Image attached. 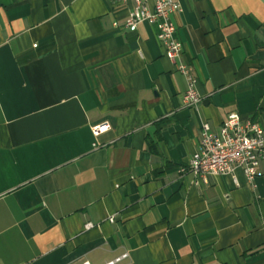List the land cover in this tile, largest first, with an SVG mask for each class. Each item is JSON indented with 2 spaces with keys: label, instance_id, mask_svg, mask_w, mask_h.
Instances as JSON below:
<instances>
[{
  "label": "crops",
  "instance_id": "1",
  "mask_svg": "<svg viewBox=\"0 0 264 264\" xmlns=\"http://www.w3.org/2000/svg\"><path fill=\"white\" fill-rule=\"evenodd\" d=\"M175 1L195 107L131 1L0 0V264H264V158L179 171L203 124L264 127V0Z\"/></svg>",
  "mask_w": 264,
  "mask_h": 264
},
{
  "label": "built area",
  "instance_id": "2",
  "mask_svg": "<svg viewBox=\"0 0 264 264\" xmlns=\"http://www.w3.org/2000/svg\"><path fill=\"white\" fill-rule=\"evenodd\" d=\"M131 1L130 9L124 26L130 32H135L138 25L147 23L154 25L156 39L164 49L165 57L172 62L176 71L184 77L187 83L183 95L185 107H195L200 99L194 89L193 68L182 60V45L175 39V28L171 21L172 15L180 12V6L175 0H116L126 4ZM116 26V23L113 24ZM108 124L92 127L93 135L108 131ZM264 158V127L250 120H242L237 113H230L221 124L218 131L211 132L207 124L201 126L199 147L194 152L186 166V170L193 174L194 184L198 180L206 183L207 176L230 173L234 167H239L248 183L253 187L254 180L259 176L258 166ZM112 221V218H109ZM93 225L85 224L89 229ZM127 257L121 255L114 261L118 262ZM112 264V262L108 263Z\"/></svg>",
  "mask_w": 264,
  "mask_h": 264
}]
</instances>
